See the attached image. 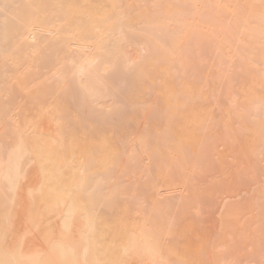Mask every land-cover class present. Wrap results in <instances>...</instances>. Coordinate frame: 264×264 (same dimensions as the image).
<instances>
[{"label": "bare ground", "instance_id": "6f19581e", "mask_svg": "<svg viewBox=\"0 0 264 264\" xmlns=\"http://www.w3.org/2000/svg\"><path fill=\"white\" fill-rule=\"evenodd\" d=\"M175 1L0 0V96H7L0 101V127L13 135L7 144L0 142V264H187L164 246L161 234H178L179 226L202 216L199 195L207 191L200 187L198 199L194 182L226 164L218 152L223 144L233 149L235 176L213 175L228 181L222 180L224 189L234 199L228 209L227 198L215 208L225 218L215 237L220 240L210 244L214 252L219 249L202 259L198 250L193 258L204 264H264V101L242 108L234 99L246 75L260 77L255 88L264 85V0H214V11L229 19L226 26L199 13L201 4L204 11L213 0ZM206 53L216 56L218 76L228 88L211 95L216 111L176 125L185 120L188 103L206 100L200 88L208 78L200 76ZM190 68L188 82L171 87V77ZM155 81L162 86L161 104L121 97L150 96ZM15 96H49L53 103L46 111L43 99L35 104L41 109L38 126L32 119L34 126L27 121L29 126L20 127L12 119L8 127L4 110ZM65 96H78L71 103L76 112ZM69 104L76 113H70L77 119L73 126L65 122L71 120ZM253 104L263 108L257 112ZM167 114V131L157 132ZM253 130L262 134L255 145ZM197 132L206 143L198 142ZM234 133L246 134L248 156L237 140L232 146ZM208 192L207 213L216 202V191ZM102 206L123 216L115 212L120 219L115 222L111 213L112 221L106 220ZM109 221L118 225L116 231ZM225 222L227 230L221 228ZM255 249L261 253L257 263Z\"/></svg>", "mask_w": 264, "mask_h": 264}, {"label": "rangeland", "instance_id": "374dc122", "mask_svg": "<svg viewBox=\"0 0 264 264\" xmlns=\"http://www.w3.org/2000/svg\"><path fill=\"white\" fill-rule=\"evenodd\" d=\"M172 1V4H174V5H176L177 3H176V1L175 0H171ZM205 1V0H204ZM204 1H203V3H204ZM214 0L213 1H210V3L208 4V7L207 8H205V10L203 11V9H204V7H206L204 4H201L200 5V7H201V11L199 12L200 14H202V16H208L209 17V19L210 20H212V21H217V22H219L220 24H222L223 26H226L227 24H228V20L229 19H227L226 17H223V16H220L218 13H216L215 11H214ZM173 5V6H174ZM129 6H131V4H129ZM201 20L202 19H200V22H201ZM205 23H206V20H205ZM146 55H150V53L148 52V53H146ZM202 61H203V63H204V65H205V69L201 72V74H200V76H202V74L203 75H205V76H208V78H206L205 80H204V82H202L201 84L202 85H200V88H201V93L202 94H204V96H202V98H205L206 100L205 101H201V100H197V101H194L193 103H192V106L190 105V103H188L186 106H185V110H186V118H185V120H181V121H177L175 124L176 125H181V124H183V121H187L189 124H192L193 123V121L195 120V121H197V117L199 116L200 118H204V116L205 115H208L209 113H211L212 111H216V107H214L212 104H211V102H212V98L214 97V96H211L212 94H214V95H216L217 93H219V94H222V93H225L226 92V90H227V88H228V82L226 81V79L223 77V76H218V70H217V64H218V60H217V58H216V56H214L213 54H208V53H206V54H204L203 56H202ZM215 75H217V78H214V76ZM190 76H191V68L189 69V72H187L186 74H179V75H177L175 78L174 77H171V81H170V83H172V86L171 87H174V89H176V88H178V86H177V84H179V83H184V82H188V80H189V78H190ZM260 80V77H258V76H256V75H246L242 80H239L238 82H237V85H236V96H234V99H235V102H239L240 104H242V108H247V107H249L250 106V103H255V101L256 100H262V101H264V85L263 86H261V87H256L255 88V86H256V84L258 83V81ZM152 86L150 87V91H151V93H150V96H121V97H124V99L126 100V102L128 103H130L131 101H134V100H140L141 102L142 101H144V100H151V99H157V101L158 102H160V99H161V90H162V86L159 84V83H157L156 81L155 82H153L152 84H151ZM208 85V88H210V90L209 89H207V90H205V86H207ZM202 86H203V89H202ZM173 89V88H172ZM254 89V90H253ZM254 91V96H252V97H250V99H248V100H244L243 101V97H244V95L246 94V91L248 92V93H250L251 91ZM172 92L174 91V90H171ZM176 91V90H175ZM175 93V92H174ZM207 95H206V94ZM7 96H0V101H2V102H4L3 101V99L2 98H6ZM31 97V96H30ZM39 97H42V96H37V97H35V99H34V97H31V99L29 98V96H24V97H18V96H15V99L14 100H11V101H9V102H11L10 104L9 103H7V107H5V112H4V117H6V115H7V117L6 118H9L8 120L6 119V118H2V119H4L3 121H2V123H4L5 122V120H7L8 122H5V125H8V127L11 125V122H15V121H17L18 123H20V127H23V126H29L28 125V123L30 124V125H32V123H33V121H34V125L36 124L35 123V121L36 122H38V120H36V117L37 116H40L41 114H38V113H41L40 112V110L42 109V108H45V105H48L49 106V104H48V101L49 100H52V98L51 99H49L50 97L49 96H47L48 97V100L46 101L47 103H44L45 102V97L46 96H43L40 100V103H39ZM47 97H46V99H47ZM52 97V96H51ZM55 97L56 96H54L53 98L55 99ZM59 97V96H58ZM61 97H63V96H61ZM72 97V99H71V101L69 100V98H71ZM118 97V96H117ZM22 98H26V100L25 99H22ZM60 98V97H59ZM59 98L57 99V100H59ZM67 101H65V100H63V101H65V103H67V102H69L70 104L72 103L73 104V101L74 100H76L77 98H78V96H69V97H67V96H65L64 97ZM76 98V99H75ZM218 98V97H217ZM7 99V98H6ZM42 99H43V103H42V105H44L43 107H41V109H39V110H37L38 108H40L39 106H40V104H41V102H42ZM183 99V98H182ZM185 99V98H184ZM184 99L182 100V102L184 101ZM29 100V101H28ZM73 100V101H72ZM21 101H23V102H21ZM20 102V103H19ZM36 102H38V103H36ZM62 102V101H61ZM75 102V101H74ZM50 103V102H49ZM52 103H53V101H52ZM52 103H50V106L49 107H51V104ZM55 103V102H54ZM64 102H62V104H63ZM9 104V105H8ZM12 104V105H11ZM20 105L19 106V109H18V105ZM25 104V105H24ZM35 104H39V106L38 107H36L35 106ZM70 104H69V107H70ZM71 104V106H73ZM160 104H161V102H160ZM262 104V103H261ZM67 105H68V103H67ZM66 105V106H67ZM75 105H77V102L75 103ZM190 105V106H189ZM263 105V104H262ZM262 105H259V104H253L252 106H251V109L253 110V108H254V106H256V110H257V112H259L262 108H263V106ZM9 106V107H8ZM31 106V107H30ZM47 106V108H49ZM13 107V108H12ZM27 107V108H26ZM34 107H36V109L34 108ZM74 107V106H73ZM72 107V108H73ZM126 107H129V105L127 104V105H125V107L124 108H126ZM15 108V109H14ZM72 108L70 107V109H71V111H70V109L68 110V115H69V117H70V113H71V116H73L74 114H76L75 112L77 111V110H74L75 109V107L73 108V110L75 111L74 113L72 112ZM161 108H162V105H161ZM7 109V110H6ZM14 111H13V110ZM22 109H24V110H22ZM33 109H35V110H33ZM193 109V110H192ZM19 112H21V114L23 115V116H21V114L19 115V113H18V111ZM30 110V111H29ZM45 111H46V108L44 109ZM49 110H51L50 108L48 109V111ZM7 111V112H6ZM10 111H12V112H10ZM24 113H23V112ZM39 111V112H38ZM43 111V110H42ZM191 111H196L197 113L196 114H192V112ZM10 112V113H9ZM5 113H8V114H5ZM12 113H14V114H12ZM9 114H10V116H9ZM43 114V113H42ZM172 115H173V113H171ZM12 115V116H11ZM16 115V116H15ZM19 115V116H18ZM35 117V118H32V117ZM43 116V115H42ZM54 116H56V114H54ZM174 116V115H173ZM10 117H12V118H10ZM15 117H17V118H15ZM24 117V118H23ZM184 117V116H183ZM40 118V120H39V122H38V124L40 123V121H41V118L42 117H39ZM71 118V117H70ZM73 118V117H72ZM72 118H71V120L69 119L68 121H65L66 123H69L70 125H72L73 126V124L72 123H74V124H76V122L75 121H77V119L76 120H72ZM215 118V117H214ZM12 119L14 120L15 119V121H12ZM17 119V120H16ZM21 121H23V122H20V120ZM33 119V121H31ZM37 119H38V117H37ZM153 120H154V118L152 119V124H153ZM257 120V119H256ZM24 121H26L25 123H27V121H28V123L26 124V125H22V124H24ZM260 121H261V119H260ZM9 122H10V124H9ZM16 122V123H17ZM168 122H169V114H167V115H165V116H163L162 117V119H161V121L160 122H158V124H157V126H158V129H157V132H161V131H159V130H166L167 131V126H168ZM8 123V124H7ZM117 123V120L116 119H113L112 120V124H116ZM38 124H36L37 126H38ZM151 124V125H152ZM170 124H171V122H170ZM34 125H32V126H34ZM35 125V126H36ZM151 125L148 127V129L150 130V133H154V130H153V126L151 127ZM98 126H100V125H98ZM3 127V126H2ZM2 127H0L1 128V130H0V132H1V134L3 133H5L4 134V136H2L1 134V136H0V142L2 141H5L6 143H2V144H7L8 142H10L12 139H13V135L11 134V131L10 132H8L9 130H8V128H2ZM6 127V126H5ZM26 128H28V127H26ZM173 128V127H172ZM11 129V128H10ZM3 130H6V131H3ZM10 133V134H9ZM162 133V132H161ZM7 134H9V135H11V137H7L8 135ZM204 133H200V132H197V134H196V137H197V140H198V142L201 140L202 142H207L206 141V139L204 138V135H203ZM6 135V136H5ZM261 133L259 132H256V131H252V135H250L249 136V138L251 139V140H255L254 141V145L256 144V137L258 138V141H259V138L261 137ZM242 136V138L240 139V137ZM207 138V137H206ZM246 138H247V136H246V134H244V133H242V135L241 134H239V133H234L233 134V136L230 138V139H232V146H234V147H236V143H235V141L237 140V142H238V144H239V146H240V144H241V146H242V152L243 153H245L246 154V156H248L250 153V151L248 150V146H249V142H248V145L245 147V149H243V147H244V145L246 144ZM6 139H9V141L8 140H6ZM155 141V140H154ZM153 141V143L155 144V142ZM258 144H259V142H258ZM258 144H257V146H258ZM224 146V147H223ZM152 150H153V148H152ZM245 150V151H244ZM219 151H221V152H223V155H224V161H225V165L223 164L222 165V167H219V166H217L215 169H213L212 171H209V172H211V173H206V174H200L199 176L200 177H198V178H196V181L194 182V184L196 183V184H199V185H196V187H197V190L199 189L200 190V187L201 188H205V189H201V190H204L202 193H204V192H206L207 191V193L206 194H208V195H210L209 194V192H208V190H210L211 191V193L214 191H216L215 192V194L214 195H212V198H214L215 199V201H213V202H215L214 204H213V208H211V210H213V211H210L209 209V212H211L210 214H209V212L207 213L205 210H207V205L211 202V198L209 197V198H207L208 197V195H206V194H201V190H200V193L198 192L197 193V198H198V194H201V195H199V202H200V204H201V208L200 209H204L203 211H202V213H201V217H199V218H193V219H190V220H187L184 224H182L183 226H179V228H180V231H179V228L177 229L178 231V234L176 233L175 235H169V236H167V234H164L165 233V231H163V233L161 234V240L163 241V240H166V241H163V243H164V246H165V244H166V246L167 245H169L170 246V251H172V253H174L176 256L178 255V256H180V258H182V261H184V258L183 257H185V259H187L186 261V263L187 264H193V262L192 261H190V260H193L194 262L196 261H199L200 262V264H204V262H201L199 259H197V260H195L196 259V255H195V258H193V255H194V252H197V253H199V251H201L202 253H203V256L200 258V259H202L203 257H204V255H205V257H206V255L208 254V252L210 253V255H211V252H213V253H215L216 251H217V249H219V248H216L215 249V252H214V248H213V246L214 245H210V244H212L211 242H213V241H211V239L213 240V239H216L218 236H220L218 233H220L221 234V231H218L217 229H218V227L220 226V225H218L219 224V221L221 222V224L223 223L222 221H225V218H223L222 219V217H224L223 216V214H219V213H217L218 211H216V210H218V208L220 207V203H222V201H224L225 200V198H227L226 200H228V201H224L223 202V204L225 205L224 207L226 208V206H229L230 204H232V199H234V196H233V193H232V191L229 189V187H227L228 188V191H227V189H226V185H225V189H224V184H223V182L225 181V179H222V178H218V177H216V176H214L215 174H219V173H221V172H225V173H227L228 174V176H235V175H233L234 173H235V170H234V168H232V165L231 164H234L233 162L231 163L230 162V159H229V157H230V155L233 153V149H232V147L230 146V145H228V144H223L222 145V147L221 148H219L218 149V152ZM260 153H262L263 155H264V152H260ZM249 159V158H248ZM154 165H156L155 163L154 164H152V166H154ZM163 166V164H161V167ZM135 167H137V166H135ZM214 174V175H213ZM202 175H205V176H202ZM212 177V178H210V177ZM203 177H205V179L203 178ZM206 178H208V179H206ZM204 179V180H203ZM205 180H206V182H205ZM208 180V181H207ZM222 180H223V182H222ZM138 182H139V178H138ZM225 182H228V181H225ZM201 183H204V184H201ZM221 183L223 184V187H221L222 185H221ZM136 184H138V186H136L135 188H137V190H135V191H137V193L136 194H140V196L143 194V192H141V190L140 189H138V187L140 186L139 185V183H136ZM165 184V183H164ZM208 184V185H207ZM211 184V185H210ZM229 184V183H228ZM212 186L213 187V189L211 188H208V186ZM131 186H134V185H131ZM198 186H199V188H198ZM203 186V187H202ZM206 186V187H205ZM209 186V187H210ZM229 186V185H228ZM181 187V186H180ZM139 190V191H138ZM213 190V191H212ZM222 190V191H221ZM134 191V192H135ZM220 191V192H219ZM227 191V192H226ZM133 192V193H134ZM225 192V193H224ZM132 193V194H133ZM131 194V193H130ZM136 194H134V195H136ZM139 194L138 195H136V196H139ZM225 194H227V196L225 195ZM128 196H129V194H127ZM127 195L124 197V198H126L127 197ZM133 195V196H134ZM206 195V196H205ZM216 195V196H215ZM130 196H132V195H130ZM128 197L129 199H131V201H132V197ZM136 196H134V197H136ZM175 196H179V194H177V195H175ZM190 196H192V194L190 195ZM204 196H205V198H204ZM229 196V197H228ZM233 196V197H232ZM133 197V198H134ZM189 197V196H188ZM223 197V198H222ZM127 198V199H128ZM204 198V199H203ZM222 198V199H221ZM127 199L125 200V202H127V204L129 203L128 201H127ZM203 199V201H201ZM205 199H207V200H205ZM217 199V200H216ZM221 199V200H220ZM231 199V200H230ZM130 201V202H131ZM209 203H208V202ZM203 202V203H202ZM220 202V203H219ZM207 205H206V204ZM217 203V204H216ZM130 205V204H129ZM133 205V203L131 204V206ZM205 205V206H204ZM131 206H130V208H131ZM216 206V207H215ZM101 208V207H100ZM215 208H216V210H215ZM103 209H105V208H103V206H102V210H101V212L102 211H104ZM178 209H179V207H178ZM226 209H228V207L226 208ZM225 209V210H226ZM131 210V209H130ZM224 211V210H223ZM105 212V211H104ZM103 212V213H104ZM115 212L116 211H114V210H112V211H109V213L107 212V209H106V214L104 213L102 216H104V215H107V216H104V217H107V219L106 220H108V219H110V221H112V219L109 217L110 215H111V213H113L114 215H111V217L113 218V216H115L116 214H115ZM225 212V211H224ZM117 213V212H116ZM120 213H121V211H120ZM178 213V212H177ZM215 213V214H214ZM118 215H121V216H123L122 214H119V212L117 213ZM126 214H128L127 212H126ZM125 214V215H126ZM212 214H214V215H212ZM218 214H219V216H218ZM117 215V216H118ZM128 215H130V213L128 214ZM117 216H115V218L113 219L115 222L118 220V219H120V216H118V218H116ZM127 216V215H126ZM189 216V215H188ZM218 216V217H217ZM190 217V216H189ZM128 218V217H127ZM115 219H117V220H115ZM126 219V218H125ZM199 219H200V221H199ZM226 219H227V217H226ZM196 220V221H195ZM109 221V222H110ZM108 222V223H109ZM114 222V223H115ZM198 222V223H197ZM216 222V223H215ZM212 223H214V224H212ZM226 223V222H225ZM224 223V224H225ZM213 226H212V225ZM110 225L112 226L113 225V223L112 222H110ZM223 225V224H222ZM221 225V228L222 227H226L227 226V223L224 225V226H222ZM117 224H115V226H112L113 228H112V230L114 229L115 231H116V229H118L117 228ZM206 226H208V227H206ZM210 226L212 227V229L210 228ZM116 227V228H115ZM210 228V229H209ZM221 228H219V230L221 229ZM227 229H229V228H227L226 227V230ZM210 230V231H209ZM224 230V229H223ZM225 231V230H224ZM186 232V233H185ZM218 232V233H217ZM223 232V231H222ZM187 234V233H189L188 235H186L185 236V234ZM212 233V234H211ZM218 234V235H217ZM209 235V236H208ZM217 235V236H216ZM163 236V237H162ZM216 237V238H215ZM170 240V242H169V240ZM207 239V240H206ZM197 240V241H196ZM210 240V241H209ZM216 240H220L219 238L218 239H216ZM215 240V241H216ZM207 241H208V243H207ZM169 242V243H168ZM195 242V243H194ZM215 243V242H214ZM216 244V243H215ZM207 246V247H206ZM188 247H189V249H190V252H191V254L189 253V251H188ZM210 247H212V248H210ZM176 248V249H175ZM195 248V249H194ZM187 250L188 252V255L186 256V254H184V250ZM211 249L213 250V251H211ZM199 250V251H198ZM257 250L255 249L254 250V256H255V262L257 263V261L259 260V258L257 257V256H260V254L261 253H259V252H256ZM193 252V253H192ZM213 253H212V255H213ZM184 254V255H183ZM189 254L191 255V259L190 258H188L189 257ZM196 254V253H195ZM258 254V255H257ZM198 255V254H197ZM242 255V254H241ZM257 255V256H256ZM187 257V258H186ZM198 258V257H197ZM256 258H257V260H256ZM190 261V262H189ZM203 261V260H202ZM194 263V264H197V263ZM198 262V263H199ZM259 262V261H258ZM262 262V261H261ZM262 263H264V262H262Z\"/></svg>", "mask_w": 264, "mask_h": 264}]
</instances>
